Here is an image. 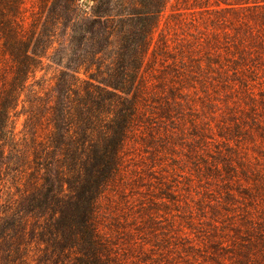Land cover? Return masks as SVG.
Instances as JSON below:
<instances>
[{
	"label": "rangeland",
	"instance_id": "1",
	"mask_svg": "<svg viewBox=\"0 0 264 264\" xmlns=\"http://www.w3.org/2000/svg\"><path fill=\"white\" fill-rule=\"evenodd\" d=\"M252 1L162 11L143 65L150 120L97 202L110 264H264V1ZM24 6L29 18L35 0ZM57 73L44 63L36 77L46 89Z\"/></svg>",
	"mask_w": 264,
	"mask_h": 264
},
{
	"label": "trees",
	"instance_id": "2",
	"mask_svg": "<svg viewBox=\"0 0 264 264\" xmlns=\"http://www.w3.org/2000/svg\"><path fill=\"white\" fill-rule=\"evenodd\" d=\"M168 2L35 0L27 18L0 0V264H110L97 202L150 120L143 65Z\"/></svg>",
	"mask_w": 264,
	"mask_h": 264
}]
</instances>
